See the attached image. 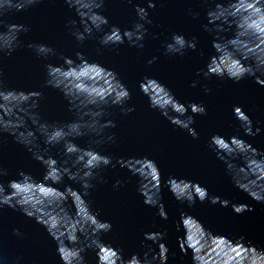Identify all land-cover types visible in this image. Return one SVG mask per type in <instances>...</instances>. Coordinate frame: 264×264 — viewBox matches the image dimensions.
Returning a JSON list of instances; mask_svg holds the SVG:
<instances>
[{
	"label": "water",
	"instance_id": "water-1",
	"mask_svg": "<svg viewBox=\"0 0 264 264\" xmlns=\"http://www.w3.org/2000/svg\"><path fill=\"white\" fill-rule=\"evenodd\" d=\"M84 9L88 8L87 0H80ZM155 9H147L148 0H104L100 13L108 19V27H118L121 31L130 29L136 21L135 7H144L149 12L150 25H146L149 35L143 41L144 47L138 49L129 47L127 43L113 48L104 49L99 45L102 34H95L93 38L79 45L70 34L67 27L70 20H79L73 9L65 0H42V2L26 13L17 14L12 22L22 23L30 31L21 36L26 43L35 42L49 45L56 49L58 56L76 60V53L81 52L89 62H95L117 74L118 79L131 92V100L125 107L135 110L128 115H122L119 108H111V115L107 119L115 122L116 127L110 131L115 133L116 142L103 146V154L111 156L113 162L120 159L147 157L154 160L161 173L162 184L169 177L185 179L200 183L206 187L210 195L219 196L222 200L230 201L228 208L219 204L212 205L205 201L197 202L189 207L187 203L175 200L166 187H162V203L168 215L167 220H161L157 209L146 206L138 188L140 179L133 175L126 167L102 170L104 182H94L95 188L86 197L93 212L99 213L101 220L112 224L111 232L102 237L105 244L122 250L125 258L133 254L143 256L150 246L157 250V246L144 240L145 233L161 232L165 239L161 243L169 249L167 264H193L192 252L182 255L179 244L185 239L193 246L194 254L203 256L205 264H225L234 258H239L241 249L233 244L240 237H244L245 246L252 245L264 249V204H257L246 193L234 185V173L227 165L217 158L214 149L209 147L210 138L219 134L226 140L237 137L249 143L253 148L264 153V87H260L253 78H245L239 83H233L227 78L217 77L204 79L198 75V70L204 69L209 58L216 53L212 48L213 35L204 30L207 23L206 12L214 7L210 0H153ZM227 3V0H215ZM188 9L192 10L190 15ZM195 16L196 18H193ZM108 29L106 28L105 31ZM235 29H227L221 36L224 39L233 37ZM173 33H180L186 38L197 40V49L189 50L183 57H169L164 55L163 44L170 40ZM153 35L156 39H153ZM244 35V33H241ZM239 40L237 46H239ZM99 50V52H98ZM219 68L230 67L231 53L222 49ZM153 57L156 61L149 65L147 62ZM248 63V61H245ZM52 63L62 65L63 60L51 57L48 61L37 59L34 54L22 47L6 58L3 62L5 86L10 89L43 93L40 101L39 114L43 120L52 122H68L74 119L73 113L68 111V101L56 89L44 87L46 74L43 65ZM259 75V74H258ZM100 80L98 69L85 67L75 77L76 79ZM145 78L159 81L172 91L181 103L190 102L203 104L207 114L195 116L193 128L199 134V139H193L185 130L176 128L161 116L158 110L149 108L148 97L164 107L169 99L151 80L142 85ZM264 79V77H261ZM196 82V87H192ZM204 88L211 89L209 93ZM104 89H101L103 91ZM16 103H22L23 97ZM235 106L242 110L252 120L253 131L260 128V134L255 137L246 136L233 116ZM8 109L5 108V111ZM191 115L190 111L188 113ZM81 147H87V138L76 141ZM41 147L43 144L41 142ZM50 154L57 160H63V149L60 146L50 150ZM238 170L239 177H252L260 172V168L253 161L244 162L237 157L230 161ZM0 166L9 172L8 179L15 178L19 171L30 173L36 181L43 180L44 167L34 160L31 153L22 145L17 144L11 136L4 137L0 143ZM146 165H142V169ZM147 175H151L150 172ZM264 175V172H261ZM121 184L117 187L116 182ZM255 183V179H252ZM66 185L78 189L79 185L65 178L62 184L39 185V197L52 204L48 209L54 212L50 216L51 227L55 229L61 223H68L69 231L77 227L75 222H69L66 217L59 215L61 207L69 210L74 218H87L88 208L77 193L52 191L50 186L64 191ZM184 189L177 185V191ZM70 198V200H69ZM69 200V201H68ZM246 204L255 209L250 213L237 216L232 212L231 204ZM42 211L45 209L42 208ZM187 213L195 219L180 224L181 213ZM202 224H200L199 222ZM202 226L215 236H206ZM18 228L23 238L12 235V230ZM189 237L191 239H189ZM231 241L233 244H231ZM0 240L3 241L10 255L24 257V264H61L57 255V245L45 230L34 220L22 215L19 211L9 208L0 210ZM72 252L62 253L65 264L72 259ZM86 264H96V254L89 250L85 254ZM113 255L101 248L100 264H112ZM256 264H261V258L256 257Z\"/></svg>",
	"mask_w": 264,
	"mask_h": 264
},
{
	"label": "clouds",
	"instance_id": "clouds-1",
	"mask_svg": "<svg viewBox=\"0 0 264 264\" xmlns=\"http://www.w3.org/2000/svg\"><path fill=\"white\" fill-rule=\"evenodd\" d=\"M41 2L42 0H0V143L4 142V137L11 136L45 169L43 180L38 182L30 173L24 171H19L15 178L8 179L9 172L0 166V210L9 208L19 211L39 224L56 243L61 264H65L62 253L66 250H70L73 254L68 264H86L84 254L89 250L95 252L96 264H100L101 248L112 253V264H167L169 249L161 243L165 239L164 233L144 234V240L155 244L157 250L149 246L143 256L133 254L125 258L122 250L104 243L102 237L111 232L112 224L101 220L99 213L93 212L86 200L96 186L94 182H104L102 170L119 165L138 176L140 179L138 192L143 197V203L157 209V215L161 220L168 219L161 202L162 187H166L177 202L187 203L189 207L197 202L203 204L207 201L212 205L219 204L222 208H228L230 201L210 195L208 189L198 182L169 177L162 184L158 165L147 157L129 159L127 162L118 159L114 163L111 156L103 154L101 149L104 145L116 142L115 133L110 131L116 127V124L113 120L107 119L111 115L109 109L119 108L122 115L132 113L135 110L133 107H125L131 100V92L118 79L116 73L95 62H89L81 52H77L76 60H73L58 56L56 49L49 45L35 42L25 44L21 36L28 33L30 28L25 24L12 22L13 18L17 14L28 12ZM87 2L88 8L84 9L80 0H65L68 7L73 9L79 18L78 22L70 20L67 25L70 34L79 45H83L95 34H102L98 42L104 49L125 43L129 47L138 49L144 47L143 41L149 35L146 25L152 23L147 9L156 8L153 0H148L147 9L135 7L136 21L130 29L124 31L115 26L108 27V19L100 13L104 0H87ZM210 2H214V7L206 12L207 23L203 27L206 32L213 35L212 48L216 55L210 57L204 69L198 70L197 74H202L204 79L227 78L233 83H239L245 78H253L260 87H264V79L261 78L264 77V0H227V3L210 0ZM188 12L192 14L191 9H188ZM193 18L196 17L193 16ZM106 28L107 31H105ZM232 28L235 29L233 37L224 39L221 33ZM152 38L156 39V36L153 35ZM238 40L239 46H237ZM22 47H26L37 59L43 61H48L51 57L63 60L62 65L52 63L43 65L46 74L44 87L59 90L63 94L68 101V111L73 113L74 119L68 122L45 121L39 114L40 101L43 99L41 91H24L5 86L3 62ZM163 49L166 56L183 57L189 50L197 49V40L195 37L188 39L183 34L173 33L170 40L164 42ZM222 49L231 53L230 67L217 70ZM156 59L157 57H153L147 63L151 65ZM85 67L98 69L102 78L100 80L95 77L76 79L75 77ZM149 80L153 81L169 99V103L161 107L151 96H147L149 108L158 110L170 124L185 130L193 139H199V134L192 125L195 123V116L207 114L203 104L181 103L170 89L151 78H145L141 83L140 90L143 94L142 85ZM191 86L196 87V82H193ZM101 89L104 90L101 91ZM210 91L211 89L204 88L205 93ZM12 97H16L17 100L21 97L24 99L22 103H16L12 101ZM5 108L8 110L5 111ZM189 111L191 115L188 114ZM233 116L246 136L255 137L260 134V128L253 131L252 120L242 107L235 106ZM84 138H87V147H81L76 143ZM57 146L63 149L65 157L63 160H57L50 154V150ZM209 147L215 150L217 158L227 165L230 172L234 173V185L257 204H264V175H261V172H264V153L240 138L230 137L226 140L219 134L210 138ZM237 157L243 159L245 163L253 161L254 165L260 168V172L254 173L252 177H239L240 168H236L230 162ZM142 165L146 167L142 169ZM148 172L151 175H147ZM65 178L78 184L79 188L74 189L71 185H66L64 191H60L50 186L51 190L77 193L88 208L85 219L74 218L69 210L63 207L59 209V215L77 224L74 231H69L68 223H61L53 229L50 216L54 212L48 210L52 208V204L37 195L40 192L41 183L62 184ZM252 179L256 182L252 183ZM120 184V181L116 182L117 187ZM177 185L184 190L177 191ZM42 208L45 211H42ZM231 209L237 216L255 211L253 207L243 203L231 204ZM191 219L195 218L182 212L180 224ZM202 232L206 236L225 239V237L213 235L203 226ZM12 235L23 238L18 228L12 230ZM243 240L244 237H240L235 244L228 240L237 249L242 250L239 258H234L230 264H256V257H260L261 264H264V249H258L252 245L245 246ZM179 248L182 255H187L189 250L192 252L193 264H205L204 257L194 254L193 246L185 239L179 244ZM0 264H24V257L10 255L3 241L0 240Z\"/></svg>",
	"mask_w": 264,
	"mask_h": 264
}]
</instances>
